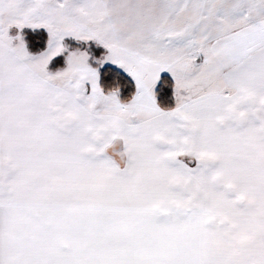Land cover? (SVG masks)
<instances>
[{"label": "snow or ice", "instance_id": "6c2138e0", "mask_svg": "<svg viewBox=\"0 0 264 264\" xmlns=\"http://www.w3.org/2000/svg\"><path fill=\"white\" fill-rule=\"evenodd\" d=\"M0 264H264V0H0Z\"/></svg>", "mask_w": 264, "mask_h": 264}]
</instances>
